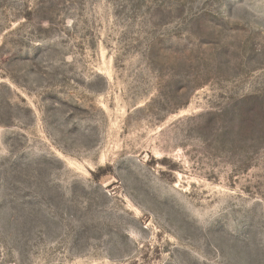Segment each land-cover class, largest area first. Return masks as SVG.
Segmentation results:
<instances>
[{
    "label": "rangeland",
    "instance_id": "374dc122",
    "mask_svg": "<svg viewBox=\"0 0 264 264\" xmlns=\"http://www.w3.org/2000/svg\"><path fill=\"white\" fill-rule=\"evenodd\" d=\"M0 264H264V0H0Z\"/></svg>",
    "mask_w": 264,
    "mask_h": 264
}]
</instances>
